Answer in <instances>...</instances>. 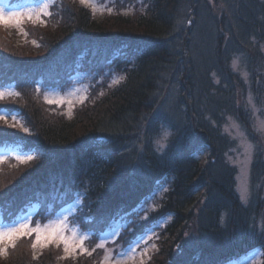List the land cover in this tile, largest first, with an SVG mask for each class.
<instances>
[{
  "label": "trees",
  "instance_id": "obj_1",
  "mask_svg": "<svg viewBox=\"0 0 264 264\" xmlns=\"http://www.w3.org/2000/svg\"><path fill=\"white\" fill-rule=\"evenodd\" d=\"M134 1L132 13L99 19L79 0H56L41 22L6 30L0 89L10 85L13 92L0 98V114H18L25 127L0 118V146L17 144L33 157L0 166V211L11 217L33 202L46 221L79 199L72 222L96 241L129 219L116 243L123 248L170 219L158 228L147 264H228L256 248L264 264L262 160L254 164L259 189L247 207L227 159L233 146L220 126L232 115L226 104L233 93L221 86L240 82L235 60L250 64L253 75L264 71V0ZM9 55L16 60L3 57ZM126 55H135L131 64ZM96 64L115 65L121 79L93 81L71 115L39 96V84L64 89L76 71L96 73ZM161 184L167 189L157 209L137 217ZM20 257L0 254V264L95 260Z\"/></svg>",
  "mask_w": 264,
  "mask_h": 264
},
{
  "label": "rangeland",
  "instance_id": "obj_2",
  "mask_svg": "<svg viewBox=\"0 0 264 264\" xmlns=\"http://www.w3.org/2000/svg\"><path fill=\"white\" fill-rule=\"evenodd\" d=\"M54 2L55 0H40L35 3L34 1L28 0L18 7V5L12 4V0H0V9H3L6 15L16 13L17 19L19 20V23L14 20L0 21V41L5 40L8 42L7 39H5L6 30H18L19 25L23 21L27 22L28 20L30 22L39 23L44 20L43 16L46 15L45 13H49L50 6ZM45 4L49 5L47 9L44 8ZM85 6L89 7L93 14L101 19L117 13H132L136 8V2L134 0H89L88 5ZM30 15L32 17L31 19H29ZM43 28L46 30L54 29H52V27ZM22 37L25 38L22 34V36L20 35L19 41H21ZM17 44L21 45V48L28 49L26 47V41ZM4 49L5 48L1 49L0 47V51H2L0 52V56L3 55ZM36 50V48H32L30 51ZM134 56L135 55H126L123 59L130 62V60L133 61ZM3 57L12 61L16 60L10 55L9 57ZM93 62L94 61L91 63L90 61V65H92ZM234 63L235 67L232 68V73L234 76H239L240 82L239 85H236L235 82V84H226V87L221 86V88L225 90H230L232 88L233 93L230 94L231 102L228 99V103L226 104V108L230 110L232 115L227 116L226 120L224 119L223 124H220V126H223L222 132L227 135L230 144L233 146V148L227 152V159L229 164L236 168V189L241 200L245 203V206L248 207L250 201L253 199V194L259 189L253 181L254 164L258 160H262L261 164L264 167V71H256V74L253 75L250 71V64L242 63L240 59H236ZM111 65V67L108 65L105 69H100L96 64L94 66L97 70L95 74H92V71L81 74L79 70L75 77L71 79L72 85L68 89L40 88L38 90L39 96L49 104L57 105L56 107L64 109L67 115H71L76 106L83 104L88 99L90 91L88 83L92 84V77L95 83L98 82L100 85H113L120 81L121 74L118 75L120 71L117 70L118 68H114L115 65ZM123 65H125V63H123ZM78 74H80V77H76ZM232 81L234 82V80ZM217 85L220 86V82ZM8 86H4L0 89V92L4 93L3 96L10 95L13 92V87ZM249 97H251V102H249ZM237 113L238 115L236 116ZM0 117L4 118L3 120L0 119L2 121L6 119L7 121H5V123L7 124L16 125L17 127H21V129L25 127L20 116L15 114L10 115L3 113L0 114ZM239 119H241L242 123ZM2 121H0V123ZM32 155L31 152L18 149L16 146L11 148L0 147V166L3 162H6L4 160L10 157L15 158L17 163L30 162L29 160L33 157ZM3 180L4 178L1 177L0 181ZM262 183L264 187V178ZM165 191V186H158L152 196L141 204L137 211V217H146L149 212L157 209ZM262 198L264 199V191L262 193ZM75 205L73 207H75ZM63 210L64 209L59 210L46 222L34 220V214L36 213L34 208L29 209L24 216L18 218V220L14 222L7 221L4 217H0V231L18 228L20 224H29L31 228L39 227L43 230L49 226H56L59 221H63L64 228L66 229L64 235L70 241L73 239L76 241L75 246L70 247L67 253H65L64 244L60 240H42L40 244L33 248L32 245L36 240V233L32 232L30 235L25 234L15 238L11 243L5 241L3 244H0V249L7 250L6 254L3 252H0V254H5V259L8 257V260L10 258L21 259L20 256L22 253L29 252L34 259L48 257V259L55 261L59 259V262L72 260L73 263L80 261L88 263L89 259L94 257V264H147L157 249L158 228H160L161 225L166 226L170 220L165 218L157 224L155 223L151 228L146 230V233L142 237L133 243L136 246L131 251H128L130 246L123 248L122 246L116 245L118 239L129 225V219L125 216L112 224V226L103 233L105 237L103 240L98 239V241H96L93 239V233L88 231L85 232V230L81 229L79 226H75L71 222V217L73 215L71 212L75 210L74 208ZM262 218L258 227L264 230V211ZM84 237L88 238L84 239L81 245L79 241ZM95 241L96 243H94ZM98 243H103L104 247H97ZM122 253L123 255H121ZM262 258V249L257 248L230 264H262Z\"/></svg>",
  "mask_w": 264,
  "mask_h": 264
},
{
  "label": "snow or ice",
  "instance_id": "obj_3",
  "mask_svg": "<svg viewBox=\"0 0 264 264\" xmlns=\"http://www.w3.org/2000/svg\"><path fill=\"white\" fill-rule=\"evenodd\" d=\"M82 5H88L89 0H80ZM48 4L44 5V8H48ZM47 15H50V13H45ZM31 15L29 16V19H31ZM5 20H14L17 23H19V20L17 19L16 13H10L5 14L3 9H0V21ZM235 67V63L233 65ZM118 82V81H117ZM4 93L0 92V98H3ZM249 102H251V97H249ZM2 118V117H0ZM167 136L165 137V139ZM166 190V189H165ZM66 229L64 228V222L59 221L56 226H49L46 229H41L39 227L31 228L29 224H20L18 228H10L7 231H0V244H3L5 241L11 243L15 238H18L21 235H30L32 232L36 233V240L33 243L32 247L35 248L38 244L41 243L42 240L44 241H51V240H60L64 244V251L67 253L69 251L70 247L75 246L76 241L73 239L70 241L65 235L64 232ZM88 237L81 238L79 243L82 245L84 242V239H87ZM105 237L103 234H100L98 236L99 240H103ZM138 243V242H137ZM14 246V245H13ZM136 245H130L128 251H131ZM97 247L103 248V243H98ZM6 249H0V252H3L6 254ZM123 255V253L121 254Z\"/></svg>",
  "mask_w": 264,
  "mask_h": 264
}]
</instances>
